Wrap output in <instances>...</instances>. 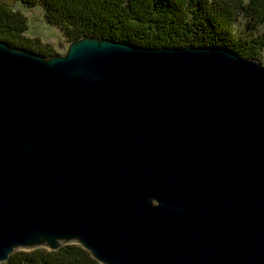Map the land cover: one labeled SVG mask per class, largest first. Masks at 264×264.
Here are the masks:
<instances>
[{"label":"water","instance_id":"water-1","mask_svg":"<svg viewBox=\"0 0 264 264\" xmlns=\"http://www.w3.org/2000/svg\"><path fill=\"white\" fill-rule=\"evenodd\" d=\"M264 264V65L220 47L0 41V262Z\"/></svg>","mask_w":264,"mask_h":264},{"label":"trees","instance_id":"trees-1","mask_svg":"<svg viewBox=\"0 0 264 264\" xmlns=\"http://www.w3.org/2000/svg\"><path fill=\"white\" fill-rule=\"evenodd\" d=\"M43 5L46 21L72 42L85 37L142 48L220 47L242 59L259 60L264 50V0H16ZM247 21L242 31L238 21ZM28 17L0 2V41L44 57L52 46L26 38ZM8 264H100L82 246L57 251H18Z\"/></svg>","mask_w":264,"mask_h":264},{"label":"rangeland","instance_id":"rangeland-1","mask_svg":"<svg viewBox=\"0 0 264 264\" xmlns=\"http://www.w3.org/2000/svg\"><path fill=\"white\" fill-rule=\"evenodd\" d=\"M245 1L249 2L250 0H245ZM0 2H5L9 4L10 6H12L14 9L21 10L28 17L29 30L26 33V38L31 39V40L40 41L42 45L52 46L57 55H65L67 53L68 48L71 44V41L64 35V33L59 28L50 25L46 21L45 10L42 4L36 7H26L22 3L16 0H0ZM246 24H247V21L244 18L239 19L238 28L240 29V31H242L244 27H246ZM258 32L264 33V25L260 27ZM257 61L264 65V50L262 51L260 58ZM76 245H79V244H76ZM36 249H39V248H36ZM42 249L51 251L47 248H42ZM18 251L29 252L31 250H18ZM18 251H15V252H18ZM9 259L6 262H0V264H8Z\"/></svg>","mask_w":264,"mask_h":264}]
</instances>
